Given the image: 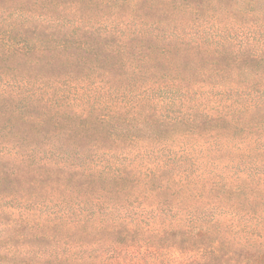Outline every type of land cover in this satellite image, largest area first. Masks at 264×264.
Listing matches in <instances>:
<instances>
[{
	"label": "trees",
	"instance_id": "16d2710c",
	"mask_svg": "<svg viewBox=\"0 0 264 264\" xmlns=\"http://www.w3.org/2000/svg\"><path fill=\"white\" fill-rule=\"evenodd\" d=\"M4 1L3 10H17L12 0ZM19 1L27 18L61 30L63 4ZM72 13L78 22L94 20L90 27L99 39L111 33L126 39L112 50L105 39L73 45L48 39L36 52L26 50L22 39L4 58L28 52L30 58L63 59L69 50L82 64L125 63L129 68L120 74L145 80L156 73L160 80L117 87L109 113L91 119L62 112L0 115V157L15 163L0 166V211L11 206L13 196L2 193L9 186L31 188L54 179L67 193L86 191L55 204L70 211L60 215L68 220L59 217L52 228L68 225L65 253L75 264H186L176 247L183 250L187 238L201 253L212 246L209 252L219 253L235 235L236 215L250 217L243 202L254 195L251 186L232 188L228 180H264L258 169L264 166V0H77ZM239 164H247L246 170ZM216 188H224L223 198L208 203ZM239 192L241 201L225 200ZM212 208L219 209L217 215ZM23 223L0 221L4 246L28 236ZM260 223L264 219L252 226ZM169 232L181 233L179 245ZM232 253L244 264H264L263 247L245 243Z\"/></svg>",
	"mask_w": 264,
	"mask_h": 264
},
{
	"label": "rangeland",
	"instance_id": "374dc122",
	"mask_svg": "<svg viewBox=\"0 0 264 264\" xmlns=\"http://www.w3.org/2000/svg\"><path fill=\"white\" fill-rule=\"evenodd\" d=\"M12 1V6L15 10L17 9L16 11L3 10L1 5L5 1L0 0V57L2 59L0 61V115L5 112L8 114L16 112L21 113L22 116H51L57 112H62L69 116L81 114L91 119L98 114L109 113L113 104L116 103L115 89L117 87L133 88L144 81L159 82L160 79L157 75L155 76L156 73L148 74L150 78L145 80L132 78L131 74L126 72L120 74L121 70L126 71L129 68L127 67L128 64L125 63L116 64L115 67L104 66L99 68L94 63L84 59V64H82L72 57V51L69 50L65 51L66 56L63 59L48 60L39 56L37 58L31 57L32 61L28 52L27 55L13 60H11L12 57L8 56L4 58V53H8V50H12L11 48L15 45H20L22 39L27 40V44H23L26 50L33 52H36V49L41 46L42 40L48 39L64 45L92 42L93 40L102 43V40L105 39L106 44L111 46L107 48L108 50H112L116 47L115 45L120 44V41L126 39L124 35L118 36L112 33L109 37L99 39L100 37L90 27L95 22L94 20L89 24V22L83 23L73 19V6H76L77 0H57L58 4H63L59 8L61 11L63 10L64 17L57 22L61 30L48 25L49 21L47 20L27 18L21 13L24 4L19 0ZM114 1L118 3V0ZM97 12L96 7L94 13ZM128 14V10H125L124 15ZM96 21L100 23L99 18ZM152 43L159 44L158 41ZM45 54L48 55L47 52ZM82 54L85 55V51ZM101 69H107V75H101ZM159 75L161 76V74ZM40 78L42 80H39ZM24 83L22 96H17L19 88ZM38 85H44V92L29 95V90ZM7 165L12 166L15 163L11 158L0 157V166ZM239 166L242 170H246L247 164H239ZM258 169L264 170V166H258ZM228 181H230L229 186L232 188L241 189L242 185H245L251 186L254 190L253 197L249 201L243 202L244 207H249L250 217L248 215H236L234 218L236 228H233L235 235L230 236L231 240L224 243L219 253L209 252L213 246L208 251L201 253L193 245V239L184 240L183 250L180 251L176 247V255L186 264H244L243 258L233 255L234 247L249 243L264 248V223L252 226L255 221L264 219V180L257 184L237 183L233 179ZM211 185L212 183H210ZM12 186L2 192L3 194L10 193L13 200L9 208L0 211V221L7 220L10 225L15 221L17 223L24 222L25 226L30 228V232L25 239L13 241L6 246L0 241V258L4 257L3 261L35 259L38 264H75L65 253L64 240L67 232L64 228H67L68 225H63L59 229L52 228L53 223L61 217L62 212L70 214V211L68 212L65 208H56L55 204L58 200L65 198L66 195L67 197L79 198L86 191L79 190L67 193L65 187L56 183L54 179L38 182L31 188L19 184ZM212 192L214 193L210 194L207 199L208 203L222 199L223 193H225L224 188H216ZM243 197L245 196L242 192H239L236 197L232 194H226L225 200L241 201ZM208 208L209 206L206 209ZM74 210L75 212L80 211V209ZM211 212L213 215H217L219 209L212 208ZM238 216L243 218L240 219ZM61 218L68 220L67 217ZM244 219L245 221H243ZM17 225L19 224L15 226ZM220 232L217 230L216 234L218 235ZM223 232L228 233V229L226 228ZM168 234H171L175 246L179 245L181 233L169 232ZM36 252L38 257L34 258L32 254H36ZM10 255L14 256L11 257Z\"/></svg>",
	"mask_w": 264,
	"mask_h": 264
}]
</instances>
